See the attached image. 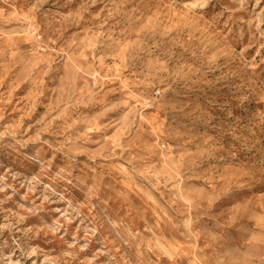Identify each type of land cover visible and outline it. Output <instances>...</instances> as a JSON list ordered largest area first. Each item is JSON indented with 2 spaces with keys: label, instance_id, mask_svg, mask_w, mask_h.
Instances as JSON below:
<instances>
[{
  "label": "rangeland",
  "instance_id": "374dc122",
  "mask_svg": "<svg viewBox=\"0 0 264 264\" xmlns=\"http://www.w3.org/2000/svg\"><path fill=\"white\" fill-rule=\"evenodd\" d=\"M0 264H264V0H0Z\"/></svg>",
  "mask_w": 264,
  "mask_h": 264
}]
</instances>
